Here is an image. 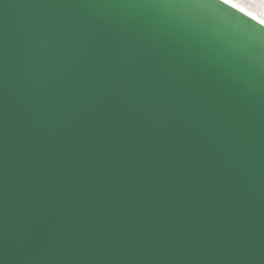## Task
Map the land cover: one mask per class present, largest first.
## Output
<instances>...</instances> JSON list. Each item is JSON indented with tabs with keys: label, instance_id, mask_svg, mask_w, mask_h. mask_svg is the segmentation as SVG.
<instances>
[{
	"label": "water",
	"instance_id": "water-1",
	"mask_svg": "<svg viewBox=\"0 0 264 264\" xmlns=\"http://www.w3.org/2000/svg\"><path fill=\"white\" fill-rule=\"evenodd\" d=\"M0 264H264V25L0 0Z\"/></svg>",
	"mask_w": 264,
	"mask_h": 264
},
{
	"label": "bare ground",
	"instance_id": "bare-ground-1",
	"mask_svg": "<svg viewBox=\"0 0 264 264\" xmlns=\"http://www.w3.org/2000/svg\"><path fill=\"white\" fill-rule=\"evenodd\" d=\"M234 3H238L245 8V13L255 17L256 20L264 18V5L260 3V0H233Z\"/></svg>",
	"mask_w": 264,
	"mask_h": 264
},
{
	"label": "snow or ice",
	"instance_id": "snow-or-ice-1",
	"mask_svg": "<svg viewBox=\"0 0 264 264\" xmlns=\"http://www.w3.org/2000/svg\"><path fill=\"white\" fill-rule=\"evenodd\" d=\"M222 2H223L224 4H228V5H230L231 7L238 8L239 11H241V12H244V11H245V8H244L243 6H241V5L238 4V3H234L233 0H222ZM260 3H261L262 5H264V0H260ZM249 15H251V13H249ZM253 19H255V17H253ZM259 23H260L261 25H264V18L260 19V20H259Z\"/></svg>",
	"mask_w": 264,
	"mask_h": 264
}]
</instances>
